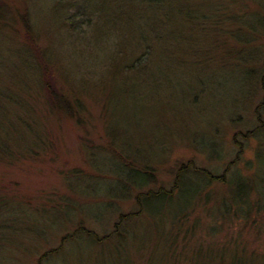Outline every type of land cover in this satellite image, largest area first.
<instances>
[{"label": "rangeland", "instance_id": "rangeland-1", "mask_svg": "<svg viewBox=\"0 0 264 264\" xmlns=\"http://www.w3.org/2000/svg\"><path fill=\"white\" fill-rule=\"evenodd\" d=\"M4 1L0 264H264V0ZM26 24L74 118L45 103ZM183 167L191 201L141 209ZM205 173L243 188L240 219L212 223L231 188Z\"/></svg>", "mask_w": 264, "mask_h": 264}, {"label": "trees", "instance_id": "trees-1", "mask_svg": "<svg viewBox=\"0 0 264 264\" xmlns=\"http://www.w3.org/2000/svg\"><path fill=\"white\" fill-rule=\"evenodd\" d=\"M133 1H138L142 4H146L149 7H158L160 10H163L167 4V0H131ZM5 1L4 0H0V17H3V12H4V6H5ZM162 7V8H160ZM25 18V17H24ZM27 29L29 30V37H30V27L29 25L26 24ZM154 26L152 25V28ZM28 37V38H29ZM30 41L32 42L31 46L33 48V50L35 51V55L34 57L38 60L39 63V69L41 71L40 72V80L38 83H40V91L41 93H45V95L43 94V98L45 100V103L48 105V107L51 110V112L54 111L53 108L57 109L58 111L62 112L64 115H66L69 118H74L77 113L78 110H74V106H73V102H71L70 97L66 94L65 90H63L62 88L58 87V83H55L54 81V75H53V71L51 70L50 66L47 65V63L45 62V60L42 57V53L39 50L38 46L32 41L31 37H30ZM49 66V67H48ZM36 99V98H35ZM1 113V112H0ZM1 118H3V115L1 113L0 115ZM2 142V143H1ZM4 141L2 140V138H0V154L2 155H6L8 157H11V155H9L8 150L4 149ZM5 158V156H2ZM192 170H190L189 168L186 169L183 167V169H181L180 171V175L178 176L177 180H176V184L175 186H173L170 190H164V189H160L156 192H148L146 194H144L142 196L141 202H139V204L141 205V209L143 208V206H145L147 209H151L152 211L153 209H155L159 203H162L163 201H165L166 198H172L174 196L177 197V201H175L176 203H180L178 204V210H182L183 206L187 205L190 201L191 198L190 196H193L198 190H195L194 187L190 186V187H185V185L183 184V178L188 176V173H190ZM135 174H134V173ZM229 169L226 170V173L228 174ZM204 181L208 187L216 185V184H227L230 188V200L227 202H225L223 204V206L221 208H216L215 207V211H217L212 217L215 221H212V223L214 222H220L221 219H224L226 217H231L234 220H238L241 218V216L239 215V211L241 213L242 209L241 208H233L236 207L238 204L240 205V201L244 200L243 199V188H240L239 183L235 180H233L234 182L227 180L226 174L221 175V176H212L208 173L204 174ZM126 177L128 178L127 180L130 182H135L138 183L140 185H146L148 184L151 180H149L148 178L150 177L149 174L147 172H141L140 170L138 172L130 169L127 173H126ZM197 186H201L200 184H197ZM158 202V204H157ZM3 203V198H0V211L3 207H1V204ZM246 211V210H245ZM249 211V210H248ZM247 213V212H246ZM1 214V212H0ZM249 215V214H248ZM125 217L126 216H121L119 219V222L115 225V230H114V234H117L119 231V228L121 227L122 223L125 221ZM249 217H252L251 215H249ZM231 227H234L232 224L230 225ZM84 231L86 234L92 236L94 239H97L96 235L93 234L90 231H85V230H81ZM70 237V236H69ZM74 237V236H73ZM67 238H63L62 239V245L66 242ZM62 245L55 251V253L59 252L60 249L62 248ZM53 254L52 252H48L44 255V257H42L43 260H41L40 264H43L44 260H45V256L51 255ZM244 262L243 258H238V255H236V253H234L233 255H231V263L232 264H242Z\"/></svg>", "mask_w": 264, "mask_h": 264}]
</instances>
